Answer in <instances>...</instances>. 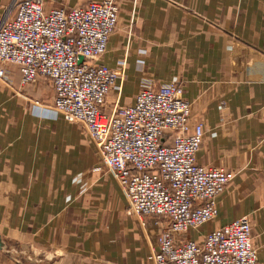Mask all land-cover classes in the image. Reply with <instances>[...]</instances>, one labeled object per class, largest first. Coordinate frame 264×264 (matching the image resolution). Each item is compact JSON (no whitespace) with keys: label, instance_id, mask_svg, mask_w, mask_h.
I'll return each instance as SVG.
<instances>
[{"label":"crops","instance_id":"obj_1","mask_svg":"<svg viewBox=\"0 0 264 264\" xmlns=\"http://www.w3.org/2000/svg\"><path fill=\"white\" fill-rule=\"evenodd\" d=\"M14 0H0V18ZM102 0H44L47 12ZM100 64L122 70L105 111L146 87L182 85L191 124L205 130L197 162L234 172L202 235L250 217L264 264V0H117ZM0 78V264H153L165 221L128 213L115 177L79 124L53 110L46 79Z\"/></svg>","mask_w":264,"mask_h":264},{"label":"built area","instance_id":"obj_2","mask_svg":"<svg viewBox=\"0 0 264 264\" xmlns=\"http://www.w3.org/2000/svg\"><path fill=\"white\" fill-rule=\"evenodd\" d=\"M44 4L14 0L0 18V78L13 66L23 86L46 79L55 92L53 110L83 127L100 153L102 169L121 187L128 213L165 221L153 264H256L250 217L200 240L187 238L217 217L218 198L235 174L198 164L205 130L191 124L182 85L146 87L134 106L120 113L104 110L123 75L100 64L118 25L117 0L49 12Z\"/></svg>","mask_w":264,"mask_h":264},{"label":"water","instance_id":"obj_3","mask_svg":"<svg viewBox=\"0 0 264 264\" xmlns=\"http://www.w3.org/2000/svg\"><path fill=\"white\" fill-rule=\"evenodd\" d=\"M82 60V59H81ZM0 250H4L6 251L7 250V247H6V244L4 243L1 235H0Z\"/></svg>","mask_w":264,"mask_h":264},{"label":"rangeland","instance_id":"obj_4","mask_svg":"<svg viewBox=\"0 0 264 264\" xmlns=\"http://www.w3.org/2000/svg\"><path fill=\"white\" fill-rule=\"evenodd\" d=\"M87 135V134H86Z\"/></svg>","mask_w":264,"mask_h":264}]
</instances>
